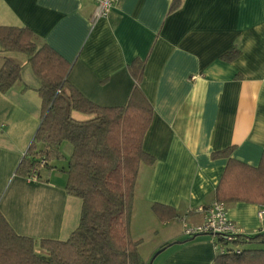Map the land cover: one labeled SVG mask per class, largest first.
Here are the masks:
<instances>
[{"label":"crops","instance_id":"0c3cea01","mask_svg":"<svg viewBox=\"0 0 264 264\" xmlns=\"http://www.w3.org/2000/svg\"><path fill=\"white\" fill-rule=\"evenodd\" d=\"M95 6V0H0V25L31 29L71 63L67 81L100 106L124 105L133 86L128 65L145 62L140 87L153 114L142 148L154 162L139 166L132 210L136 206L151 227L150 256L165 242L187 239L184 222L202 223L196 209L215 200L227 163L212 153L231 148L230 157L239 162L253 167L260 162L264 0H117L106 17L93 20ZM233 49L238 50L233 60L222 58ZM3 57L16 60L21 71L13 86L0 92V213L18 235L66 240L79 224L82 206L81 198L65 190L71 146H59L61 165L49 161L39 181L15 174L40 122V80L25 54L0 48V66ZM42 148L38 144L37 150ZM155 203L174 208L177 216L160 220ZM225 207L245 234H264V204L239 201ZM130 230L138 240L132 215ZM216 251V236L202 234L164 249L154 260L212 264Z\"/></svg>","mask_w":264,"mask_h":264},{"label":"trees","instance_id":"16d2710c","mask_svg":"<svg viewBox=\"0 0 264 264\" xmlns=\"http://www.w3.org/2000/svg\"><path fill=\"white\" fill-rule=\"evenodd\" d=\"M0 48L25 54L40 80L37 89L41 99L40 122L15 174L26 178L38 155L46 158L47 167L49 161L62 157L59 146L67 142L71 153L65 170V190L82 200L79 224L62 241H36L18 235L0 213V264H153L150 257L154 253L143 260L138 251L142 241L134 240L130 230L139 166L154 162L142 148L153 114V107L140 87L145 62L134 59L128 65L133 86L124 105L100 106L67 81L71 63L39 41L28 27L0 25ZM237 55L238 50L233 49L222 58L231 61ZM20 71L21 65L16 60L2 58L1 93L20 79ZM74 112L87 118H76ZM38 144L43 145L41 150H37ZM231 150L211 155L227 158L215 189V200L223 204L239 201L264 204V150L256 167L231 158ZM152 210L162 221L177 216L174 208L157 203ZM197 236L165 242L159 249ZM216 238L217 251L212 264H264V234L243 233L229 242L221 236ZM37 244L45 257L36 253Z\"/></svg>","mask_w":264,"mask_h":264},{"label":"built area","instance_id":"2783aa9c","mask_svg":"<svg viewBox=\"0 0 264 264\" xmlns=\"http://www.w3.org/2000/svg\"><path fill=\"white\" fill-rule=\"evenodd\" d=\"M116 1L117 0H95L96 6L92 19L96 20L106 17ZM35 158L36 160L26 177L30 181L40 180L41 170L45 168L47 163L43 155H38ZM196 210L203 214L204 219L202 223L196 225L183 223V233L187 237L200 234H211L213 236H221L225 241L229 242L234 240L236 236L244 233L240 227L228 218L226 207L223 203L214 200L206 206H199ZM261 214L262 213L259 212V216H261Z\"/></svg>","mask_w":264,"mask_h":264},{"label":"rangeland","instance_id":"374dc122","mask_svg":"<svg viewBox=\"0 0 264 264\" xmlns=\"http://www.w3.org/2000/svg\"><path fill=\"white\" fill-rule=\"evenodd\" d=\"M67 145L70 147L69 144H67ZM62 149H63V147H62ZM61 160H63V156L60 159L51 160L53 162L52 165H55L58 167L59 164L62 162ZM139 212H140V210H138V208L136 206L132 210V235L142 240V244L139 247V253L141 254V256L144 260H147L152 255L151 254L149 256V254L151 252L150 251L151 241L149 240V235H148V232L151 230V227L148 225L147 222L142 220L141 213H139ZM173 223H175V222H173ZM176 228L178 229L179 227L177 226ZM173 230H175V226H174ZM156 251H158V249H156L153 253H155ZM36 253L42 257L46 256V254L42 250H40V248L38 246H36ZM153 264H157V259H155L153 261Z\"/></svg>","mask_w":264,"mask_h":264},{"label":"water","instance_id":"95a60500","mask_svg":"<svg viewBox=\"0 0 264 264\" xmlns=\"http://www.w3.org/2000/svg\"><path fill=\"white\" fill-rule=\"evenodd\" d=\"M163 251V249H158V251H156L153 255H152V257H151V262L153 261V259L160 253V252H162ZM150 262V263H151Z\"/></svg>","mask_w":264,"mask_h":264}]
</instances>
